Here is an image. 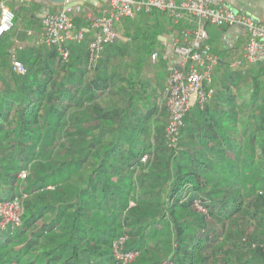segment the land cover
<instances>
[{
    "label": "trees",
    "instance_id": "obj_1",
    "mask_svg": "<svg viewBox=\"0 0 264 264\" xmlns=\"http://www.w3.org/2000/svg\"><path fill=\"white\" fill-rule=\"evenodd\" d=\"M125 20L131 40L93 66L87 39L0 70V201L23 207L0 224V264H264V69L218 65L170 147L159 33Z\"/></svg>",
    "mask_w": 264,
    "mask_h": 264
},
{
    "label": "built area",
    "instance_id": "obj_2",
    "mask_svg": "<svg viewBox=\"0 0 264 264\" xmlns=\"http://www.w3.org/2000/svg\"><path fill=\"white\" fill-rule=\"evenodd\" d=\"M80 4H69L56 12L47 14L38 31H30L38 46L55 47L63 62L69 60L70 44L87 40L86 28H79L74 15L80 13ZM160 12L176 26L171 48L179 61L170 71L164 91L159 99L167 110L165 126L166 142L170 147L178 145L184 118L195 104L204 105L215 93L214 73L220 63L219 55L209 44L206 24L223 27L238 26L245 30L247 42L243 52L231 60V68L247 64H258L264 69V23L247 12L238 11L223 0L210 4L207 0H108L102 12L90 21L93 36L88 40L89 65L97 63L106 46L120 38L117 24L125 19H134L143 13ZM15 12L0 0V37L15 27ZM186 20L194 26L184 27ZM158 53L152 54L156 60ZM11 65L14 72L24 74L25 64L13 55ZM146 160V156L143 158ZM26 170L20 174L25 178ZM50 188H54L50 186ZM23 207L18 197L0 201V224L16 227L21 223ZM126 237L114 242L116 256L127 263L138 252H122Z\"/></svg>",
    "mask_w": 264,
    "mask_h": 264
},
{
    "label": "crops",
    "instance_id": "obj_3",
    "mask_svg": "<svg viewBox=\"0 0 264 264\" xmlns=\"http://www.w3.org/2000/svg\"><path fill=\"white\" fill-rule=\"evenodd\" d=\"M11 8L16 11L18 21L15 27L3 37L0 38V70L4 65L11 63L13 55L19 57L25 54L27 51L35 47L34 37L29 35L30 31H38L41 28L42 19L49 13L56 12L69 4H80L82 10L80 13L74 15V22L79 28H86L87 39H91L93 32L89 29L90 21L92 18L99 15L103 8L107 5L108 0H3ZM181 2L182 0H175ZM210 4L216 0H207ZM226 4L232 8L250 13L256 18L260 19L264 23V0H223ZM166 15L156 12L149 15H139L134 19H131L133 27L147 26L148 33H159L158 43L155 45L153 51L158 53L156 60L152 59L151 62L162 60V57L166 63V76L164 79V88L167 83L168 76L174 65L179 61L178 55H176L172 48V41L175 35L176 26L168 19L164 20ZM168 18V17H167ZM182 26L189 27L194 26V22L186 20L182 23ZM117 29L120 33L119 40L125 39V41L131 40V37L127 34L128 28L126 26V20L117 24ZM206 30L209 34V44L213 50L219 55L220 63L230 64L231 60L239 56L246 45L247 35L243 28L238 26L223 27L207 25Z\"/></svg>",
    "mask_w": 264,
    "mask_h": 264
},
{
    "label": "rangeland",
    "instance_id": "obj_4",
    "mask_svg": "<svg viewBox=\"0 0 264 264\" xmlns=\"http://www.w3.org/2000/svg\"><path fill=\"white\" fill-rule=\"evenodd\" d=\"M164 20L167 21L168 18H167V17H164ZM207 25H212V24H206V26H207ZM212 26H216V25H212ZM122 41L124 42L125 39H123ZM166 63H167V62H166V61L164 60V58L162 57V60H160V62H159V60H157L156 62L153 63V65L157 67V71L161 69V70H163V72L166 74ZM159 64H160V65H159ZM160 66H161V67H160ZM162 67H163V69H162ZM230 68H231V67H230ZM223 69H225L224 66L222 67V70H223ZM231 69H233V68H231ZM220 74H222V72H221ZM241 87H242V88H241L242 93H243V94H246V92L249 90V87H250V86H249L248 84H246V85H242ZM215 88H216V87H215ZM233 91H235L234 88H233ZM160 122L165 123V122H166L165 118H164V117L159 118L158 121L156 122V124H158V123H160Z\"/></svg>",
    "mask_w": 264,
    "mask_h": 264
}]
</instances>
